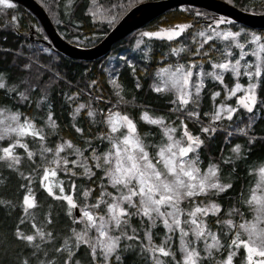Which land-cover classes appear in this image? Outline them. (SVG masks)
<instances>
[{"label": "snow or ice", "instance_id": "obj_1", "mask_svg": "<svg viewBox=\"0 0 264 264\" xmlns=\"http://www.w3.org/2000/svg\"><path fill=\"white\" fill-rule=\"evenodd\" d=\"M137 3L139 0H129L127 8ZM75 4L76 0H64L66 18ZM16 7L15 0H0V15L8 17ZM241 7L249 10L246 5ZM88 11L93 21L106 22L109 27L119 20V14L110 9L101 14L98 0H89ZM192 15L202 19L145 30L136 40L135 48L143 52L140 58L145 61L152 59L150 42L167 45L160 58L166 62L156 68L149 87L158 98L169 97V112L180 113L177 124L164 115L150 114L147 105H136L139 120L156 126L159 139L155 141L147 137L157 133L149 129L141 135L138 121L121 110L136 98H127L116 67L110 69L113 75L107 80L110 97H104L96 79L87 84L86 101L79 99V92L65 93L70 106L75 102L69 115L78 140L61 135L53 119L51 81L34 97L35 84L28 79L12 80L7 71L0 70V168L25 181L19 188L26 190L19 201L21 214L15 227L10 235L0 233V264H264V160L256 167L249 163L255 142L264 140L253 128L264 119V95L258 91L264 89V30L237 28L225 17H211L206 22L207 14ZM11 20L17 21V17L11 15ZM4 51H14V59L23 56L19 48ZM119 60L140 89L135 59L121 56ZM35 62L29 58L22 67L29 69ZM42 67L37 68V79ZM225 74L234 81L230 88ZM207 79L223 87L211 91L213 107L203 112L209 117L204 121L200 108ZM233 98L234 103L230 102ZM33 104L45 115L29 116L21 110V106L32 108ZM82 113L88 118V131L97 128L95 134L86 136L78 125L76 118ZM37 119L43 123L38 125ZM225 120L229 122L226 126ZM188 121L199 126L198 132L193 134ZM234 122L242 126L227 131ZM218 130L227 131L225 143H231L234 134L243 136L246 143H233L228 155L221 148L218 161L213 163L209 157L207 167H202L201 156ZM52 136L54 141L48 139ZM240 164L255 180L247 192L242 188L239 193V207L234 202L222 210V195L235 201L230 193L232 173ZM222 166L230 169L223 178ZM61 172L64 179L58 176ZM74 177L81 180L78 196L73 195L77 190ZM4 184L0 174V185ZM37 184L48 197L64 202L66 230L49 227L53 224L51 202L44 219L37 223L44 207L37 199ZM0 204L16 207L11 200L0 199ZM57 217L59 220V213ZM26 221L31 225L28 231L20 227ZM160 226L162 235L156 231ZM156 236L161 237L159 243ZM174 238L178 241L175 247Z\"/></svg>", "mask_w": 264, "mask_h": 264}, {"label": "trees", "instance_id": "obj_2", "mask_svg": "<svg viewBox=\"0 0 264 264\" xmlns=\"http://www.w3.org/2000/svg\"><path fill=\"white\" fill-rule=\"evenodd\" d=\"M35 1L45 11L55 30L63 38V40L80 48H90L100 43L132 8L142 3L160 0H139V3L131 9L127 8L129 0H98L99 5L102 6L101 14H103V10L105 9H110L113 13L119 14L118 22L111 27H109L106 22L101 23L99 21H93L88 11L89 0H76L74 10L72 11L70 18L65 17V10L63 7L64 0ZM221 1H224L245 13H255L254 15H261V12H264V8L260 7L261 5H264V0H233V3H229L228 0ZM113 5L115 7H113ZM121 5L124 7L121 8ZM242 5H246L249 10L244 11L241 7ZM16 6V10L14 12H10L8 17L0 15V70L7 71L12 80L28 79L32 84H35L36 88L34 89V97L39 95L41 87L51 81L49 92L54 104L53 119L56 120V123L59 125L61 135L73 140L79 139L75 130L71 127L72 117L69 115L75 107V102H71L70 106V102L65 100V93L70 96L73 92H79V99L81 101H86L88 99L86 94L88 91L87 84L91 79H96L103 91L104 97H110L111 88L108 86L107 80L111 75H113L110 71L113 67L119 69L120 74L118 79L125 86L127 98L132 99L133 96L136 98L134 104L122 107L121 110L127 111L138 121V131L141 135H143L145 131L151 129L154 133H157V135L149 136L147 139L153 141L158 140L159 134L156 126L147 125L144 121L139 120L140 108L136 107V105H147V110L150 114L164 115L173 120H176V117H178L180 113L169 112L168 109L172 107L170 104L166 103L169 97L160 96L158 98V94L154 93L149 87L153 83L156 68L163 66L166 62L162 61L160 58L167 51V45L161 41L150 42L151 50L149 55L152 59L145 61L140 58L143 55V52L137 51L135 48L136 40L140 38L138 34L145 30L170 26L186 20L202 19V17L198 18L193 16L192 13L199 12L201 14H207L208 21L206 22H210L211 17H216L211 12L200 7L190 5L173 7L150 20L138 30L114 43L107 54L95 60L83 61L71 59L56 51L47 43L49 40L37 18L24 6L18 3H16ZM11 15H15L17 17V21H12ZM72 20L76 21V23H71ZM234 23L237 28L245 27L236 22ZM222 27L227 26L222 25ZM248 29L256 32L262 31L257 29ZM5 37H7V39H5ZM145 39L147 40V38ZM188 42L189 41H185V43ZM18 48L22 50L23 56L16 57L15 59L13 58L14 51H4L5 49L16 50ZM44 49H47V51H44ZM121 56L126 59H135L137 74L141 83L140 89L135 88V83L130 70L119 60V57ZM29 58H32L36 62L33 63L29 69H24L22 65L24 63H28ZM170 59L174 61L176 58L171 57ZM190 59L195 60L197 57H190ZM146 64L150 66L147 67L145 71L141 72V70L145 68ZM40 65H44V67L39 68V79H37V68ZM204 67L205 69H209L210 65L205 63ZM57 74H59V77H57ZM224 80L225 84H227L229 88L234 83L229 74H225ZM241 82L245 83V79L241 80ZM222 87L223 86L220 85L219 82L210 79L205 81V88L202 90L203 100L200 108V115L204 121H207L209 117L203 116V112L211 111L213 107L210 99L211 91L221 90ZM258 91L260 95H264V89H259ZM93 95H95V93H93ZM221 96H223L222 91ZM111 99L114 101L115 97L113 96ZM219 99L220 97L217 98V101H219ZM101 106L105 105L101 104ZM21 110L25 111L29 116H32L34 113L38 117L45 115L43 110H36L34 104L32 108L21 106ZM76 120L78 125L84 128V134L86 136L95 134L97 131L96 127H91V132L88 131L90 128L89 121L83 113L77 116ZM36 123L39 125L43 123V121L37 119ZM176 123L178 124L179 120H176ZM228 123L229 122L227 120L223 121L225 126ZM236 126L242 125H239V122H234L233 128L227 129V131H232ZM188 127L193 134L199 130V126L190 121H188ZM253 128L258 136H264V119H259ZM227 131H217L215 138L209 143V146L204 150L201 156L202 167H207L209 157L212 158L213 163H216L221 155V148H223L224 155H228L229 149L233 143H246L245 138L238 134H234L233 137L230 138L231 143H225L224 137L227 134ZM48 139L50 141H54L56 137L52 136ZM17 151L22 152L23 150L17 149ZM261 160H264V140L258 139L249 155V163L252 164L253 167H256L259 165ZM27 170V162H25V171ZM229 171L230 169L228 167L222 166V178L228 176ZM0 174H2L5 178V184L0 185V199L11 200L12 203L16 205L15 208H7L5 205L0 204V233L10 235L11 229L15 227L17 218L21 214L19 201L22 200V196L26 191L23 188H19V184L25 183V181L21 180L14 173H9L6 169L0 168ZM59 177L64 179V173H59ZM232 177L233 189L230 190V193L232 197H235V201L231 198H225L222 195L219 198L222 210H226L231 207L234 202L236 206L239 207V193L242 188L245 192H247L250 182H254L255 180V177L247 174V169L244 164H240L239 167H237L236 172L232 173ZM73 179L77 181V190L73 193V195L78 196L81 190V180L75 177ZM83 183L87 184L88 182L83 181ZM65 184H67L66 180ZM36 189L37 199L44 205V207L39 210L37 223L39 224L44 219V212L48 210L47 205L51 202L53 204L51 209L53 224L49 225V227H54L58 231L66 230L63 227L66 223V217H64V213L62 211L64 202L56 201L51 197H48L47 193L43 190V188H40L38 184ZM68 191H71V189L66 188V192ZM214 199L216 198L214 197ZM57 213H59V220ZM211 226L213 230L216 229L215 224ZM20 227L25 231H28L31 225L26 221L24 224H21ZM157 239L158 236L155 237L156 241ZM2 240L3 236H0V241Z\"/></svg>", "mask_w": 264, "mask_h": 264}, {"label": "water", "instance_id": "obj_3", "mask_svg": "<svg viewBox=\"0 0 264 264\" xmlns=\"http://www.w3.org/2000/svg\"><path fill=\"white\" fill-rule=\"evenodd\" d=\"M27 8L39 21L49 40L47 42L63 55L83 61L95 60L107 54L112 45L141 28L163 12L177 6L190 5L203 8L254 30H264V15L245 13L221 0H160L142 3L132 8L97 45L80 48L69 44L57 33L49 17L35 0H15Z\"/></svg>", "mask_w": 264, "mask_h": 264}, {"label": "rangeland", "instance_id": "obj_4", "mask_svg": "<svg viewBox=\"0 0 264 264\" xmlns=\"http://www.w3.org/2000/svg\"><path fill=\"white\" fill-rule=\"evenodd\" d=\"M210 12V11H209ZM212 13V12H211ZM212 14H214V13H212ZM215 15V14H214ZM217 18H219V17H223V16H220V15H215ZM230 20V19H229ZM211 80V79H210ZM245 83H246V78H245ZM241 93H237V95H240ZM230 102H232V103H234V98L232 99V101H230ZM241 111H243V110H241ZM189 155H191V154H189ZM58 176H59V173H58ZM60 178V177H59ZM54 190H56V191H58L57 189H54ZM215 230V229H214ZM156 231H159L160 233H161V235L163 234V227L162 226H160L158 229H156ZM160 236H158V239H157V241H156V243H159V241H160ZM176 243H178V241H175V238H174V247H175V244ZM241 251H242V249H241ZM237 259H239V256L238 257H234V261L235 260H237Z\"/></svg>", "mask_w": 264, "mask_h": 264}]
</instances>
